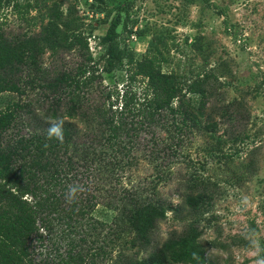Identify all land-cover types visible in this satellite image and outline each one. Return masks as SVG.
<instances>
[{"label":"trees","instance_id":"1","mask_svg":"<svg viewBox=\"0 0 264 264\" xmlns=\"http://www.w3.org/2000/svg\"><path fill=\"white\" fill-rule=\"evenodd\" d=\"M10 5L21 13L32 8L30 1L0 0V264H89V256L110 258L113 250V264H205L207 245L196 221L153 246L158 222L177 209L160 195L144 197L122 187L121 209L110 212L99 208L97 191L87 188L86 177L81 182L85 191L80 187L71 202L66 197L77 180L79 163L88 171L110 152L116 154L117 167L133 165L142 131L156 144L170 149L180 145L185 130L198 126V115H203L213 94L211 74L188 82L164 71L163 58L156 53L147 49L137 56L128 44L122 45L117 30L123 22L120 12H128L131 1L118 2L112 16L104 0H93L92 11L103 14L97 24L106 27L98 36L103 49L98 59L88 45L97 25L84 33L74 12L64 14L51 6L36 32L12 34L2 23ZM47 52L74 53L79 60L49 70L43 61ZM102 72L122 73L125 83L120 89L109 86L100 92V100L90 101L86 94L101 81ZM137 82L142 83L140 91ZM30 92L46 119H35L32 102L23 99ZM57 119L63 121V141L47 137L50 122ZM158 130L166 133L164 138ZM80 139L87 144L79 154V148H72ZM210 198L205 190L190 192L183 203L193 216ZM109 225L116 249L97 243L98 233ZM127 232L132 234L131 246L145 256L126 252L121 239ZM260 254L264 260V249Z\"/></svg>","mask_w":264,"mask_h":264},{"label":"rangeland","instance_id":"2","mask_svg":"<svg viewBox=\"0 0 264 264\" xmlns=\"http://www.w3.org/2000/svg\"><path fill=\"white\" fill-rule=\"evenodd\" d=\"M17 1H30L32 8L22 13L12 5L6 8L2 15L6 31L36 32L46 20L47 9L53 6L64 14L74 12L84 33L97 25L88 38L89 51L96 59L103 54L98 36L106 27L97 24L103 14L92 11L93 0ZM120 1L104 0L112 16ZM128 1L132 2L131 8L120 12L123 22L117 29L119 42L128 44L137 56L147 49L156 53L163 58L164 71L174 72L185 81L210 73L213 94L203 115H198V126L185 130L180 145L170 149L156 144L150 133L142 131L133 151V165L117 167L113 164L116 154L103 153L102 160L88 171L78 164L75 185L81 187L87 177V188L97 191L99 208L110 212L121 209L122 187L144 197L160 195L177 206L155 227L154 247L196 221L207 245L205 264H264L260 254L264 249V0ZM78 60L74 53L55 56L47 52L43 56L49 70L73 65ZM101 66L100 63V69ZM123 81L122 73L102 72L101 81L94 82L86 97L100 100L101 91L120 89ZM141 85L137 82L138 91ZM36 98L34 92L23 97L32 102L35 119H46L35 106ZM157 134L161 138L166 135L163 130ZM86 144V139H80L72 150L79 148L80 154ZM99 149L102 147L96 148ZM119 157L126 159L122 154ZM203 190L211 198L192 216L183 197ZM98 236L97 243L116 249L110 225ZM131 238L127 232L121 239L126 252L145 256V252L131 246ZM116 251L111 252L110 258L89 256L93 260L89 264H113Z\"/></svg>","mask_w":264,"mask_h":264},{"label":"clouds","instance_id":"3","mask_svg":"<svg viewBox=\"0 0 264 264\" xmlns=\"http://www.w3.org/2000/svg\"><path fill=\"white\" fill-rule=\"evenodd\" d=\"M47 137L48 139L55 138L57 140L63 141V121L60 119L51 121L49 127L47 129ZM79 185H73L69 187V191L67 194V199L71 202L75 199L76 194L80 191Z\"/></svg>","mask_w":264,"mask_h":264}]
</instances>
